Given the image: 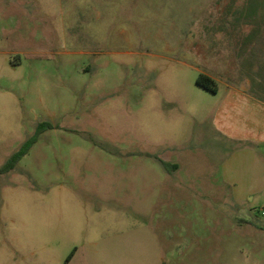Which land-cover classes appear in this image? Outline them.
Returning <instances> with one entry per match:
<instances>
[{
  "label": "rangeland",
  "instance_id": "1",
  "mask_svg": "<svg viewBox=\"0 0 264 264\" xmlns=\"http://www.w3.org/2000/svg\"><path fill=\"white\" fill-rule=\"evenodd\" d=\"M42 122L0 264H264V0H0V167Z\"/></svg>",
  "mask_w": 264,
  "mask_h": 264
},
{
  "label": "trees",
  "instance_id": "2",
  "mask_svg": "<svg viewBox=\"0 0 264 264\" xmlns=\"http://www.w3.org/2000/svg\"><path fill=\"white\" fill-rule=\"evenodd\" d=\"M196 83L200 87L214 94L218 93L219 89H218L217 82L206 74H203V73L200 74L196 80ZM52 128H53V125L50 122L39 123L35 132L30 137H28V139L20 146V148L10 156V158L6 161L4 165L0 167V175H6L14 171L18 167L22 159L30 153L31 149L39 141L42 134H44V132ZM162 165L165 166L166 168L168 167L176 168L177 167L176 165H172L167 162H162ZM73 255L74 254L72 253L68 261L71 260Z\"/></svg>",
  "mask_w": 264,
  "mask_h": 264
},
{
  "label": "crops",
  "instance_id": "3",
  "mask_svg": "<svg viewBox=\"0 0 264 264\" xmlns=\"http://www.w3.org/2000/svg\"><path fill=\"white\" fill-rule=\"evenodd\" d=\"M251 198V197H250Z\"/></svg>",
  "mask_w": 264,
  "mask_h": 264
}]
</instances>
